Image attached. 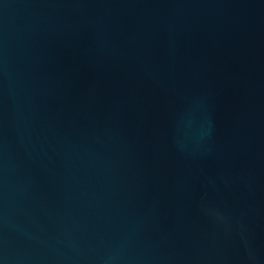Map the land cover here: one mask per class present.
<instances>
[{
  "label": "water",
  "instance_id": "1",
  "mask_svg": "<svg viewBox=\"0 0 264 264\" xmlns=\"http://www.w3.org/2000/svg\"><path fill=\"white\" fill-rule=\"evenodd\" d=\"M0 264H264V0H0Z\"/></svg>",
  "mask_w": 264,
  "mask_h": 264
}]
</instances>
